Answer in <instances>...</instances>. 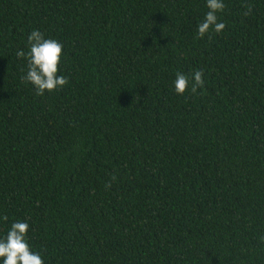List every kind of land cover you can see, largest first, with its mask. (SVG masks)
<instances>
[{"label":"trees","instance_id":"trees-1","mask_svg":"<svg viewBox=\"0 0 264 264\" xmlns=\"http://www.w3.org/2000/svg\"><path fill=\"white\" fill-rule=\"evenodd\" d=\"M224 3L197 38L206 0H0V238L27 221L44 264H264V0ZM34 29L68 79L41 96Z\"/></svg>","mask_w":264,"mask_h":264},{"label":"clouds","instance_id":"clouds-1","mask_svg":"<svg viewBox=\"0 0 264 264\" xmlns=\"http://www.w3.org/2000/svg\"><path fill=\"white\" fill-rule=\"evenodd\" d=\"M206 7L208 11L204 19L197 25V38H204L211 31L219 34L225 28L223 22H218L217 15L226 8L224 0H206ZM243 7L246 9L243 15H249L252 6L245 4ZM27 41L29 50L25 52L21 49L16 52L18 58L27 59V71L21 77V81L31 83L37 96L43 95L45 91L53 92L66 85L67 77L57 74L63 45L55 39L45 38L38 29L31 31ZM173 84L174 93L177 95L183 96L189 90L191 94H197V89L204 85L203 70L195 71L191 78L177 72ZM106 186L110 187V184ZM0 219L6 221L8 217L4 215ZM28 228L27 221L13 222L6 235L0 238L2 264H44L40 253L33 252L27 242Z\"/></svg>","mask_w":264,"mask_h":264}]
</instances>
